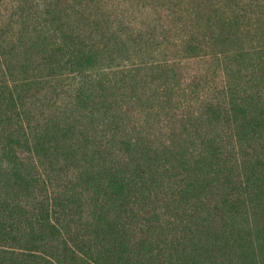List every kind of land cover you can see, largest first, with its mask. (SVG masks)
I'll use <instances>...</instances> for the list:
<instances>
[{"label":"trees","instance_id":"obj_1","mask_svg":"<svg viewBox=\"0 0 264 264\" xmlns=\"http://www.w3.org/2000/svg\"><path fill=\"white\" fill-rule=\"evenodd\" d=\"M127 1L133 2L134 0ZM58 7V4L57 6L48 5L27 17L23 14L19 20H16L17 22L20 20L24 22L22 27L17 30L9 29L13 32L14 40L0 43V129L2 128L0 130V246L22 249L28 252L21 254L22 258L29 262H31L30 259L33 262L38 261L37 264H104L105 262L101 260V257H95L94 245L87 248L84 245L85 241L79 242L81 236L62 237L60 224L51 223L53 216L56 217V213H50L48 202H41L34 208L25 209L19 202L16 204L17 206H14V203L17 202L15 199H19L21 195L28 197L30 191L40 192L43 191L42 189H46L47 185H52V181L54 182L59 178L56 177L58 172L54 177L51 175L50 171L55 170V164L52 165L51 158H54L55 162L64 159L68 164L81 166L85 169L87 175H80V179L86 178L93 184L91 180L93 177L96 179L94 184L106 187V194L112 200L107 203L117 206L118 211L121 212L130 206L131 202L129 201L132 197L146 191L151 183L146 166L155 165L164 155L170 157L163 165V167H169L165 173L172 174V177H182L180 186H182L184 199L190 198L196 201L195 199L198 197L197 199L202 202L201 204H207V210L213 212L219 206L228 205V215L234 214L233 220L235 221L246 206L252 209L250 218H245V222L251 224L247 226L248 235L237 237L238 240H234V243H230V245L228 243L218 246H220V251L234 253L235 258L244 261V264L252 262L264 264V219L262 217L264 214V76L258 74L261 66L264 65V48L253 51L255 54L248 51L233 54L224 48L219 49V46L232 45L241 32L240 27L238 28L237 23L235 24L232 19L233 17L230 13V16L221 14L219 10L213 7V4L205 5V7L201 5L199 6L200 10L195 7L191 8L193 10L189 9L188 11L192 14L187 17L189 20L209 25L213 30L210 43L206 41L207 50L201 46V43H198V38H195L196 35H193L183 40L181 44L173 46L175 53L172 56H175L174 58L167 56L165 60L157 64L158 62L153 60L152 56H148L140 58V64H130L132 67H137L135 65L148 66L152 72L159 70L158 79L160 80L168 79L171 82H177L176 84L187 83L185 88L182 87L181 89L190 96L187 102L192 100L191 103L185 104V108L179 113L175 112L174 106L171 104L172 99L168 103L170 104L169 111H167V119L170 121L168 127L173 125L170 129L174 135L171 136L173 141L169 142L170 144L166 148L164 145L161 148H155L154 141L149 140L150 136L145 139L138 137L134 140L132 137L123 135L125 130L120 127V124H117L115 126L117 130L112 128L113 135L108 145L103 144L85 154L84 152L81 153L80 147L74 142V139L67 135L82 131L83 128L87 129L86 125L93 123L95 115L98 114L97 106L100 103L98 99L105 98L107 101L105 93L108 91L106 87L108 73L104 67L107 69H113V67L105 66L104 59L113 60V54L119 49L121 53H124L123 60L127 61L131 58L128 56V52L131 50L138 54L147 52L148 48V52L155 49L154 44L150 43L149 40L146 44L138 45L145 41L143 40V33L149 32L153 26L150 24L139 30V22L131 16L133 12H129V9L121 3L119 4V1L105 0L104 3L97 1L95 7L102 14L99 19L102 22L98 23L99 27L96 26V29L99 28L97 29L99 34H94L89 29L84 32L80 28L79 14L83 18L85 12L80 13L74 9L73 13L75 14L71 15L68 13V9ZM21 11L23 12V10ZM66 15L71 21L69 28L67 30L63 26H60V29L57 28V25L63 23ZM32 25L35 26L31 27ZM44 28H47V31ZM235 29L238 30V33L234 32ZM86 34L89 36L87 37ZM94 35L97 38H102L100 45L103 48H97V44H90L91 41L94 42ZM52 39L56 41L54 44H52ZM57 40L59 41L57 42ZM59 42L61 47L56 50L55 46ZM59 53L66 63L63 68L56 71V74H53L54 78L38 76L36 73L30 77L31 73L28 72L27 65L33 61L34 57H37L38 54L42 55V65L40 68L39 66L36 67L41 72L45 70L44 67L48 68L54 65L53 57H57L60 55ZM20 55L26 56L25 62L27 64H19L21 68L20 71H17V68L13 67L12 69L11 65H13V61L20 58ZM177 56L181 58H177ZM196 59L200 61L198 62ZM195 60V63L200 65L206 63L212 65L218 61L232 73L227 74L228 80L223 84H213L207 79L208 74L205 72L202 74L201 67H199L200 73L198 75L192 76L190 74L199 72L198 70L191 72L189 67ZM250 60L251 62L245 64ZM232 62L235 65H240V67L243 66L242 70L234 72ZM101 63L103 66L99 68ZM71 75L83 79L81 87L71 88L68 91L74 94L75 109L80 111L75 120L77 125L67 121L66 127L62 128L59 121L60 118L63 119L64 117H56L53 119L56 126L52 121H49L41 130L37 131L38 133H36V129L40 128L34 130L31 128L29 131L27 124L31 127V121L35 120V123L39 119L31 112L34 109L28 106L26 94L30 92L43 94L46 85H50L58 92L65 86L66 79L63 76ZM123 77L120 81L123 80ZM182 77H185V80H181ZM169 81H166V85H170L171 82ZM174 87L176 88V86ZM45 94L47 97V93ZM41 99L39 95H33L31 100H39L40 102ZM194 100L200 102L201 108L204 109L201 115L203 119L207 118L210 123L224 124L225 127L230 128L232 138L242 146V149H239L238 158L243 155L242 157L245 159L240 160L239 170L231 166L230 171L223 172L220 167L222 156L219 151L222 146H216L217 139H210L207 134L201 135V143L198 147L201 149L197 148L194 154H189L188 149L179 150L182 145L181 137L191 131L189 126H192V121L190 118L188 119V116L192 112L187 110L190 109ZM28 107L32 110H27ZM103 108L105 109V107ZM105 110L110 111L109 108ZM63 114L67 115V110ZM22 117L28 121L26 125L21 120ZM65 120L67 119L65 118ZM81 120H87L86 124H78V121ZM98 120L101 119L97 118ZM178 125L181 126L177 127ZM94 130L95 137L99 139L100 136L97 135L99 133L98 126L94 127ZM134 130L140 129L134 128ZM27 131L31 132L32 135H28ZM109 137L110 135L106 136V138ZM91 141L92 136L85 139L86 143H91ZM25 148L28 149V152L36 154L40 163L46 168L42 171L41 177H33L32 171H28L29 167L24 160L25 158L22 157ZM172 148H175L174 152L170 150ZM176 150L178 151L177 154ZM228 159L230 164L231 159ZM234 171L237 173L240 171L238 175L240 179L242 178L238 187L231 182ZM215 178L224 184L220 191L214 185ZM88 181L86 182L88 183ZM12 193L17 195L13 197ZM217 194V206H212L211 199L213 195ZM57 195L53 197L54 202L58 198L61 199V194ZM64 196L66 197L65 194ZM69 197L67 196L65 203L60 200L62 203L59 202L57 207L60 206L66 210L73 201L69 202ZM259 211L262 213L259 214ZM121 213L130 218L128 212ZM219 215L224 220L223 227H213V231L220 230L221 234H240L244 231L232 233L228 227L227 217L222 216V214ZM121 217L122 215L119 218L120 221L123 220ZM108 219L102 218L98 222L105 227L103 229L104 242L107 243L106 238L110 237L113 242L110 245L112 247L110 251L112 253L119 251L122 256L126 255L127 246L115 231L125 230L129 225L125 223H118L117 226L111 223L103 224L104 221H109ZM139 224L142 225V221ZM248 230L243 234H247ZM99 233L101 234V232ZM209 234L213 233L209 232ZM26 236L30 240L21 244ZM46 241L50 242L49 258L36 256L35 253L42 251V249L46 253L44 249V242ZM154 250V248L149 249L145 255L152 256ZM8 254L12 258L8 257ZM0 255L4 256L6 264H9V261L14 263L17 261L14 256H20L13 251L8 253V250L2 249H0ZM110 264H122V262L113 260Z\"/></svg>","mask_w":264,"mask_h":264},{"label":"rangeland","instance_id":"obj_2","mask_svg":"<svg viewBox=\"0 0 264 264\" xmlns=\"http://www.w3.org/2000/svg\"><path fill=\"white\" fill-rule=\"evenodd\" d=\"M97 1L102 3L105 2V0H0V43L14 40L13 32L9 31V29L13 28L17 30L22 27L24 22L22 20L17 22L16 20H19L23 14L27 17L31 15V13L37 10L40 11L46 6L53 4L56 6L58 4V8L68 9V13L71 15L75 14L73 13L74 9L80 13L85 12L83 15L84 19L79 14L80 28L84 32H87L89 29L94 34H99L97 31L99 28L96 29V26L99 27L98 23L102 22L99 20L102 14H100L95 7ZM116 1H119V4L121 3L124 7H127L129 12H133L131 16L139 22V30L152 24V29L154 28L153 32H151V29L149 32L143 33L142 36L145 41L140 42L138 45L146 44L149 40L150 43L154 44L155 49H151L150 52H148V48L147 52L138 54L130 49L131 51L128 52V56L131 57L129 61L123 60L124 53H121L119 49L113 54V60L104 59L105 66L110 68L113 67V69L104 67L108 73L106 78V87L108 91L105 93L107 101H105V98L98 99V101H100L97 106L98 114L95 115L93 123L86 125L88 127L87 129L83 128L82 131H76L75 133L67 135L71 139H74V142L80 147L79 150L81 153L84 152L85 154L89 153L90 150L92 151L97 147H101L103 144L108 145L113 135L112 128L117 130L115 127L117 124H120V127L125 130V132L122 133L123 135L125 134L127 137H132L134 140L138 137L145 139L150 136L149 140L154 141L153 145L156 146L155 148H161L162 145L166 148V146L170 144L169 142L173 141L171 136L174 135L173 132L170 131L173 125L168 127L170 124V121L167 119V111H169L170 107L168 103L170 99H172L171 104L174 106V110L177 113L181 112L186 105L191 103L190 101L192 100L188 101L190 103L187 102L190 96L186 95L183 89H181L182 87L185 88L187 83L181 82L176 84L177 82L174 83L168 79L160 80L158 79L159 70L154 69L156 71L152 72L148 66L135 65L137 67H132L130 64H140V58H146L148 56H152V59L158 62L157 64H160L167 56L169 58H174L175 56H172V54L175 53L173 46L181 44L183 40L193 35H196L195 38H198V43H201V46L207 50L208 45L206 41L210 43L213 30L209 25L189 20L187 17L192 15L188 11L189 9L195 7L200 10L199 6L201 5L205 7V5L210 6L213 4V7L219 10L221 14L229 15L230 13L235 24L237 23L236 26L238 28L240 27L241 32H239V36L235 38L236 40L232 45L219 46V49L224 48L233 54H236L235 52L243 53L244 51L255 54L253 51L264 48V0ZM21 10H23V12ZM185 11L187 12L185 13ZM12 19L13 21H11ZM70 22L67 16L63 23L57 25V28L63 26V28L67 30ZM30 23L32 24V22ZM33 26L35 25L31 27ZM44 30L47 31V28H44ZM234 32L238 33V30L235 29ZM86 36L88 37L89 34H86ZM101 40L102 38H97L95 36L94 42L91 41L90 44H97V48H103V46L100 45ZM58 41L59 40H57V42ZM54 42L56 41L52 39V44H54ZM60 47L61 43L59 42L55 46V49L58 50ZM176 53L178 54L177 51ZM178 56L177 58H181ZM25 57L26 56L20 55V58L13 61L11 68L13 69V67H15L17 71H20L21 66L19 64H27L25 62ZM61 57V54L57 57H53L54 65L48 68L44 67L45 70L39 72V69L36 67H41L42 55L38 54V56L34 57L33 61L27 65L28 72L31 73L30 77H33L36 73L38 76L43 75L54 78L53 74H56V71H58L59 68H63V65L66 63L65 59ZM196 60L189 66L192 70L191 72H193V70L199 71V67H201L200 71L202 74L204 72L208 74L207 79L213 84L221 85L228 80L227 74L230 73L231 70L228 71L224 67L225 65L220 64L218 61L214 62L212 65L209 63L200 65L199 63H195ZM197 61L199 62L200 60ZM249 62H251V60L247 61L245 64ZM102 66L103 63L98 67L102 68ZM232 67L234 68V72H238L242 70L243 66L240 67V65H235V63L232 62ZM200 71L190 74L195 76L198 75ZM243 73H246V71H243ZM258 74L264 76V65L261 66ZM188 76L190 77V75ZM63 77L66 79L65 86L58 92L50 85H46L43 89V94H33V92L26 94L28 96V106L34 109L32 110L28 107L27 110H32L31 112L39 119V121L35 123V120H32L30 127L27 124L28 121L26 118L22 117L21 120L24 121L25 125L27 124L29 131H31V128L33 130L40 128L36 129V133H38L37 131L41 130L49 121H52L56 126L53 120L56 117H64L63 119L60 118V123L58 122L62 128L66 127L67 121L76 124L75 120L80 111L75 109L76 102L73 99L74 94L68 91L71 88L76 89L81 87L83 85V79L74 77V75ZM121 77H123V80L126 82L123 80L120 81ZM181 80H185V77H182ZM166 81L171 82L170 85H166ZM174 86H176V88ZM45 93H47V97ZM33 95H39L42 98L41 101L31 100ZM73 103L74 105H72ZM71 106L72 108H70ZM103 107H105V109L109 108L110 111H106ZM66 110L67 115H64L63 113ZM187 111L192 112L188 116V119L190 118L192 121V126H189L191 131L190 133L187 132V135L181 137L180 142L182 145L179 147L180 149H178L180 151L188 149L189 154H194L200 145L199 143H201V135L207 134L208 138L213 140L217 139L216 146H222L219 151L222 156L220 167L223 169V172L230 171L231 166L239 170L241 166L240 160L245 158L242 157L243 155L241 156L242 158H238L239 149H242V146L232 138L230 128L225 127L224 124L218 125L210 123L207 118L203 119L201 115L204 109L201 108V103L196 100H194V103ZM28 115L30 116V114ZM65 118L67 120H65ZM97 118L101 120L97 121ZM168 118L170 117L168 116ZM32 119H34V117H32ZM81 121H78V124L85 125L87 122V120ZM97 126L99 130L97 135L100 136L99 139L95 137L96 133H94V127ZM180 126L181 125H178L177 127ZM134 128L140 130L136 131ZM29 131H27V134L32 135ZM109 135L110 137L106 138V136ZM90 136H92L91 143H86L85 139ZM170 150L174 152L175 148ZM235 151L237 152L235 153ZM23 152L24 154H22V157L25 158L24 160L29 167L28 171H32L33 177H41L42 171L46 168L40 163L36 154L28 152L27 148H25ZM177 152L176 150V154ZM169 158L170 157L163 155L155 165L146 166L151 183L148 185L146 191L130 199L129 202L131 203L130 206L127 207V210L126 208L121 210V212H128L130 218L125 217V214L118 211L117 206L107 203L112 200L108 197L109 195L106 194V187L94 184L96 179L93 177L91 179L93 184L86 178L80 179V175H87L85 169L81 166L68 164L64 159L55 162L54 158H51V162H53L52 165L54 166L55 164V170L50 171L51 175L54 177L58 172L56 177L59 179L54 180V182L52 181L53 184L51 183L52 185L50 186L47 185L46 189H42L43 191H30L28 197L21 195L19 199H15L17 202L14 203V206H17L16 204L19 202L23 208L31 209L41 202H48L50 213H56V217L53 216L51 223L54 225L56 223L60 224L59 228L62 237L81 236L82 238L79 237V242L85 241L86 244L84 242V245L87 246V248L94 245L93 252L95 257H101V260L106 264L112 263L113 260L122 262V264H244L245 262L235 258L234 253H231V251H225L226 253L220 251V246L218 245H227L228 243L230 245V243H234V240H238L237 237L240 238L241 236L248 235L249 230L247 226L251 224L246 223L247 221L245 222V218H250V213L252 214L253 212L252 209L246 206V208L242 210V204V213H239L240 216L235 221L233 220L235 217L234 214L228 215V205L219 206L214 212L208 209V213V205H202V202L197 199L198 197L195 199L196 201L190 198L184 199L182 186H180L182 184V177H172V174L168 173V175L165 173V170H168L169 167H163V165ZM228 158L231 159L230 164L229 161H227L229 160ZM171 161L176 163L173 160ZM239 172L240 171H238V173ZM238 173L234 171V177L231 176V182L237 187L242 180V178H239ZM44 178H46V176H44ZM216 178L215 180L213 179L215 181L214 185L216 189L220 191L224 184L218 182L219 180ZM86 181H88V183ZM57 194H61V199L58 198L54 202L53 197ZM12 195L15 197L17 194L15 195L12 193ZM67 196H70L69 202L73 200L71 205L66 210H63L64 208L60 206L57 207L58 204L62 203L60 200H63L65 203ZM105 197L108 199H103ZM205 201H207V199H205ZM217 201L218 194L213 195L211 205L217 206ZM261 213L262 211H259V214ZM219 214L227 217L228 227L232 230V233L244 231L240 234H221L220 230L213 231V227H223L224 220L220 218ZM121 215L122 221L119 220ZM262 217L264 219V214ZM102 218H109V221H104L103 224L111 223L117 226L118 223H125L129 225L125 230L115 231L124 241L121 242L127 246L126 255L122 256L119 251L118 253H112V251H110L112 250L110 245L113 243L110 237L106 238L107 243L104 242L103 229H105V227L104 225L101 226L98 224ZM141 221L143 226L139 224ZM246 230H248L247 234H243ZM99 232H101V234ZM209 232L213 234H209ZM28 240H30V238L26 236L21 244H25ZM44 243L46 253H44L42 249V251L35 253V255L49 258L48 252L51 251L49 248L50 242L46 241ZM41 247L43 248L42 245ZM151 248L155 249L153 255H145ZM0 249L8 250V253L9 251H13L16 254H20V256H14V259L17 261L14 263L9 261V264H37L38 262H33L31 259V262L25 261L21 254L28 252L22 249L2 246H0ZM8 257L12 258L11 255ZM0 264H6L5 258L2 255H0ZM249 264L255 263L252 262Z\"/></svg>","mask_w":264,"mask_h":264}]
</instances>
